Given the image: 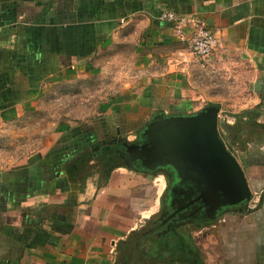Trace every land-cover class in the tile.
I'll use <instances>...</instances> for the list:
<instances>
[{
    "label": "crops",
    "instance_id": "0c3cea01",
    "mask_svg": "<svg viewBox=\"0 0 264 264\" xmlns=\"http://www.w3.org/2000/svg\"><path fill=\"white\" fill-rule=\"evenodd\" d=\"M165 11L200 18L220 40L214 55L197 60L188 41L160 20ZM185 35L189 39L191 28ZM71 88L91 98L100 89L95 119L114 125L119 117L135 119L144 106L147 120L218 103L238 108L233 118L259 107L264 124V0H0V138L11 136L13 121L42 114L51 93ZM89 116L61 118L34 155L13 156L10 144L0 146L6 162L0 165V264H115L119 243L157 211L165 191L152 184L163 175L118 167L106 183L96 176L83 190L54 176L53 189L33 194L22 177L12 176ZM260 142L261 163L247 159L244 165L239 144L233 147L259 208L248 206L195 233L205 264H264ZM256 143L248 144L245 158Z\"/></svg>",
    "mask_w": 264,
    "mask_h": 264
},
{
    "label": "water",
    "instance_id": "95a60500",
    "mask_svg": "<svg viewBox=\"0 0 264 264\" xmlns=\"http://www.w3.org/2000/svg\"><path fill=\"white\" fill-rule=\"evenodd\" d=\"M219 112L215 105L189 115L160 112L164 118L152 120L139 133L137 142L142 147L124 141L118 129L117 135L100 140L94 151L123 143L125 151L116 152L141 163L127 162L128 169L141 171L151 165L166 172L171 167L178 178L174 193L188 197L199 193L206 213L224 217L228 207H237L236 213L242 214L241 206L250 203L253 193L244 168L220 136Z\"/></svg>",
    "mask_w": 264,
    "mask_h": 264
},
{
    "label": "trees",
    "instance_id": "16d2710c",
    "mask_svg": "<svg viewBox=\"0 0 264 264\" xmlns=\"http://www.w3.org/2000/svg\"><path fill=\"white\" fill-rule=\"evenodd\" d=\"M148 113V107L144 106L135 119L125 120L119 117L114 123L120 126L122 132L133 130L135 126L146 121L144 118ZM261 115L259 107L244 110L234 116L236 120L234 124H226L224 127L230 141L228 148L239 144L244 165L247 164L245 161L247 159H254L261 163L260 141L264 139V124L259 122ZM112 124L110 119H106L105 123L95 120L93 128L84 130L82 127H75L67 131L54 150H51L44 158L35 156L32 166L18 168L11 173L12 176L22 177L25 183L23 187H27L30 194L42 191L44 188L53 189L51 181L56 179V176H62V179H67L68 183L80 186L82 190L96 176L106 183L113 170L118 167H126L119 161L115 147L106 146L99 151H94L96 142L114 130L116 125ZM255 142L257 143L254 145V152L252 155L251 152L247 153V158H245L243 153L247 152L248 144ZM1 175L0 177H2ZM20 179L18 178V180ZM53 185L55 186L54 183ZM146 240L148 239L140 238L136 231L126 241H121L115 264H148L142 262L140 258L165 255H174L175 261L171 264H205L203 254L193 238L181 237L172 244L173 249L171 250L167 249V245L157 249L151 248V246H147L149 243Z\"/></svg>",
    "mask_w": 264,
    "mask_h": 264
},
{
    "label": "flooded vegetation",
    "instance_id": "af4514ba",
    "mask_svg": "<svg viewBox=\"0 0 264 264\" xmlns=\"http://www.w3.org/2000/svg\"><path fill=\"white\" fill-rule=\"evenodd\" d=\"M174 115L177 116L183 114H170L168 116ZM163 118L164 117H162L160 113L153 114L151 117H149L148 121H145V123L136 130L134 141L128 140L127 136L121 130V135L119 137L121 138L125 136L124 141H129L131 143L137 144L138 147H142V143H138L137 141L139 133L142 131L144 126L152 120H161ZM114 135H117V133ZM113 147H115L116 150L120 149L121 151H125L123 143H118L117 145H113ZM137 152L138 151H135L134 154H137ZM117 154L119 161L124 163L125 166L127 162H130L134 166H140L141 164L139 161L129 158V156L124 158L121 156V154ZM163 170L164 169L162 168L160 169L151 165H148L145 167V169L141 170V172L151 175H163L166 179L167 186L165 192L160 197L157 211L147 217L145 221L139 226L142 228L137 231L140 238L148 239L146 240V242L149 243L147 246L157 249L163 245H167V249L171 250L173 249L172 244L181 237L193 238L195 242L193 231L197 232L204 227H216L222 217L218 216V212H214L213 214L205 212V210L202 208L203 205L199 193L193 194V196L190 197H188L186 194L174 193L173 188L177 184V174L171 167H167L165 169L166 172ZM248 206L249 204L241 207L246 210ZM236 210L237 207H228L226 215H235ZM141 259L142 262L148 264H171L175 261L174 255L145 256L140 258V260Z\"/></svg>",
    "mask_w": 264,
    "mask_h": 264
},
{
    "label": "rangeland",
    "instance_id": "374dc122",
    "mask_svg": "<svg viewBox=\"0 0 264 264\" xmlns=\"http://www.w3.org/2000/svg\"><path fill=\"white\" fill-rule=\"evenodd\" d=\"M71 90V91H70ZM70 90H66V92L54 93L50 95V98L46 100V104L42 106L43 112L42 114H28L21 123L19 121H13L10 125L12 127L10 131H12L11 136L2 140L0 138V146L6 145V143L10 144L13 149V156H31L34 155L38 149L42 147V145L50 138V134H52L56 129H58L59 122H61L63 117H68L70 119L75 118L77 116H81L82 114L90 115L93 119L82 120L81 123L76 127L88 126L89 128H93V123L99 116L100 108L98 103L96 102V94L98 90L95 89L91 96H84V92L80 93L81 89H78L75 94L73 88ZM50 94V93H49ZM52 96V97H51ZM231 104L228 103H218L214 104L215 106H219L223 109L224 112L221 113V117L219 119L218 128L223 129L225 133H222V139L229 147L230 141L227 138L225 125L229 124L228 121L232 122L234 120L232 112L238 111V108H231ZM206 107H208L206 105ZM226 109V111H225ZM228 110V111H227ZM60 117V118H59ZM61 119V120H60ZM148 121V119L146 120ZM145 123V122H144ZM144 123L140 124L143 125ZM82 125V126H81ZM137 125L133 130H124L123 133L127 136V139L130 141L135 140L136 130L141 126ZM75 128V127H74ZM117 133V129L111 131V133H107L106 136H111ZM99 139L98 141L107 138ZM59 141V140H58ZM96 142V144L98 143ZM52 141H50L51 143ZM7 144V145H8ZM231 152L236 156L238 161H241L240 153H237L235 149L230 146ZM5 154H0V165H4L6 162L1 156ZM6 160V159H5ZM9 161V160H8ZM155 191H159L162 193L163 189L165 191L167 183L165 177H161L159 181L155 184H152ZM154 211L157 209V206H154ZM195 231H193V237L196 238Z\"/></svg>",
    "mask_w": 264,
    "mask_h": 264
},
{
    "label": "built area",
    "instance_id": "2783aa9c",
    "mask_svg": "<svg viewBox=\"0 0 264 264\" xmlns=\"http://www.w3.org/2000/svg\"><path fill=\"white\" fill-rule=\"evenodd\" d=\"M160 20L174 27V33L183 41H188L191 54L200 61L210 59L219 47L220 40L216 33L196 16H183L173 11H165ZM191 28V35L186 39L185 29ZM254 198V197H253ZM250 201L249 209L257 210L259 199Z\"/></svg>",
    "mask_w": 264,
    "mask_h": 264
}]
</instances>
